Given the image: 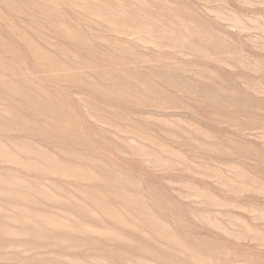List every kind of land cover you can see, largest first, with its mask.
Returning <instances> with one entry per match:
<instances>
[{
    "label": "rangeland",
    "instance_id": "1",
    "mask_svg": "<svg viewBox=\"0 0 264 264\" xmlns=\"http://www.w3.org/2000/svg\"><path fill=\"white\" fill-rule=\"evenodd\" d=\"M0 264H264V0H0Z\"/></svg>",
    "mask_w": 264,
    "mask_h": 264
}]
</instances>
